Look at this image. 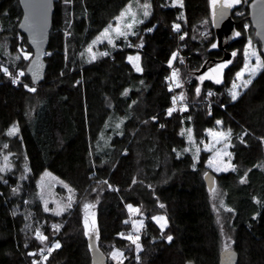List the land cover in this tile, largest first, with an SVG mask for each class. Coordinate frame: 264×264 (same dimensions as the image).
Segmentation results:
<instances>
[{"label":"trees","instance_id":"16d2710c","mask_svg":"<svg viewBox=\"0 0 264 264\" xmlns=\"http://www.w3.org/2000/svg\"><path fill=\"white\" fill-rule=\"evenodd\" d=\"M129 1L55 0L45 79L34 85L25 71L27 62L16 57L18 46L32 51L17 28L19 2L0 0V162L7 155L11 166L0 184V264H35L51 241L60 247L37 264H92L84 223L90 213L106 264H132V242L125 236L131 226L128 205L143 218L141 264H218L226 245L238 252L237 264H264V68L235 101L228 89L241 66L239 55L220 83L198 80L208 61L223 56L212 21L210 38L198 34L210 15L208 0H182L183 7L149 0L151 14L118 42L122 46L89 60L87 46ZM249 1L231 7L240 35L233 34L225 45L230 58L247 39L241 19L254 34ZM215 38L218 47L210 48ZM173 53L178 54L175 70L183 72L177 91L188 103L183 112L169 115ZM137 56L139 61L128 59ZM136 63L142 71L135 70ZM14 77L24 82L13 83ZM217 119L231 131L234 164V170L214 172L226 209H231L224 221L215 216L213 189L202 178L204 156L196 159L186 149L184 134L191 127L199 137ZM14 127L15 134L9 135ZM45 169L75 192L77 203L61 217L42 213L33 199L35 181ZM155 216L166 219L163 229ZM37 223L47 238L43 242L35 238ZM60 224L57 232L53 226ZM115 248L123 256L116 263L110 256Z\"/></svg>","mask_w":264,"mask_h":264},{"label":"rangeland","instance_id":"374dc122","mask_svg":"<svg viewBox=\"0 0 264 264\" xmlns=\"http://www.w3.org/2000/svg\"><path fill=\"white\" fill-rule=\"evenodd\" d=\"M209 1V10H210V15L208 17H204L203 20L200 23V33L206 36V38H210V28H211V21L213 17V12H214V6H216L220 0H217V3L213 5L212 0ZM223 2V0H221ZM242 3V0H241ZM150 5V7L147 9L148 15H144V5ZM170 5H178L175 4V0H169ZM237 4H235L236 6ZM234 6V5H233ZM130 10V11H129ZM152 11V6L149 0H130L125 7L122 9V11L119 13V15L113 20V22L109 23L101 32H99L90 42V44L87 46L86 52H88V48L91 45L92 51L89 53V60L91 59L92 55H95V57L101 56V53H107L108 48H120L122 44H118L120 40H126L130 35H132L135 32L136 27L143 22L150 14ZM243 10H239V12H242ZM121 13H125L123 17H121ZM235 19V18H234ZM213 23V22H212ZM128 25H131V28L128 27ZM111 26V27H110ZM241 31H243L245 34H247V39L245 44L243 45V48L241 49V52L238 53L237 50L232 51L236 53L235 56L231 55V58L229 57L228 59H220L217 61H208L206 63V66L204 70L199 74L198 80L202 81L200 78L204 77L203 80H210L214 83H217L216 81L219 80L220 82L223 80L224 76V71L229 65H233L236 63V59L238 55L241 58V66L236 70L234 73L232 79H231V84L228 89V94L231 97L230 90L232 89V84L235 81L237 84H242L243 80H247L250 77V73L245 71L242 80H237V73L241 72L242 69H244L245 63L247 62L249 64V67H255L257 64V60L255 56H247L245 55V50L248 49L249 46V41H251V49H248L249 51L254 50L257 55L260 57V63L261 67L259 68L258 71H256L254 76H251V81L254 79L257 74L264 68V58L263 55L260 51V43L257 41L253 36H255L253 33L251 34L249 31L248 23H246L244 20L241 19ZM105 29H109L108 34L106 36H102L101 34L104 32ZM196 32V30H195ZM237 32V31H236ZM235 31H232L231 34L233 35L236 33ZM119 33H125V35H120ZM65 35H68L67 32H65ZM95 41V43H93ZM111 41V43L109 42ZM222 41H224L222 39ZM216 43V38L212 43H210L209 47H212V44ZM16 57L17 59H22L25 60L27 63L29 59L32 56V51H28L26 47L24 46H18L16 49ZM25 55H27V59H25ZM95 58V59H96ZM228 61H231V63H228ZM12 62H15V60H12ZM26 63V65H27ZM174 61L172 62L171 65H169V69H172V73L175 70L174 66ZM221 64H227L226 67L223 69L219 68V65ZM178 77H182L183 72L180 69H177ZM7 76L9 74L5 73ZM175 80L176 83L179 82V79ZM14 79H17V81H23L20 78L14 77ZM24 82V81H23ZM219 82V83H220ZM27 86L28 82H27ZM245 88L240 87L237 89V91L241 94L242 91ZM239 94V95H240ZM175 95L177 97L178 103L175 106L171 105L170 108H175V111L177 112H183L185 109V106L188 103V100L185 98L182 92L177 91V86L175 88ZM183 97L180 99V97ZM168 109V110H169ZM217 121H221L217 119L214 123V126L212 127H207L203 130L202 135L199 137H196L192 128L188 127L184 129V134L187 140L186 143V149L192 152L193 156L198 159L199 156H204V166L205 169L211 170L215 173H221L225 172L228 170H231L234 168V164L232 163V153L230 150L231 146V131L229 133V128L223 125L222 121L220 124H217ZM191 137V138H190ZM199 150V151H198ZM7 157V160L5 159ZM211 161V166L209 162ZM10 161L8 160V156L5 155L3 157V160L0 162V169H3V171H0L1 173H5L7 169H11L10 166ZM261 168L264 169V160L261 161ZM217 169H220L217 171ZM226 169V170H225ZM205 170V171H206ZM36 185V192L34 194L33 199H37L40 204H41V212L45 214H49L50 216L54 217H61L65 212L68 210L72 209L74 207V204L77 203L75 192L72 189L70 185H68L65 181L62 179L58 178L55 174H53L50 170L45 169L42 171V173L39 174L35 181ZM67 186V187H66ZM212 190V205L214 209L215 216L221 220L224 221L226 219V206L224 204L223 200V193L221 188L215 183ZM71 190V191H70ZM71 197V199H69ZM69 203L71 204V207H68ZM45 206L47 207L48 211H45ZM129 206V205H128ZM132 206V205H131ZM133 209H138L137 207L132 206ZM128 209V222L131 223L130 230L128 234L125 236L131 235L132 231L135 232L136 236L139 237V231L141 230L143 226V218L140 212H132ZM57 212L60 214L57 215ZM155 217H164V216H155ZM157 221V220H156ZM165 221H160L158 224L161 226ZM85 234L91 239L92 242H95L96 238V226H95V231H90L92 228L93 224H96L95 221V216L94 214L90 213L89 215L86 216L85 218ZM87 225V227H86ZM31 226V224H30ZM29 226V227H30ZM62 224L59 225V228L57 229V232L61 229ZM38 223L37 225L34 226V234L35 238L38 239L39 241L43 242L42 239H40L37 236V233L39 232L42 235V232L38 228ZM43 236V235H42ZM56 236V234H54ZM136 237V238H137ZM131 247L133 249V253L137 252L139 253V262L137 264H141V253H140V246L139 249L137 248V244H139L138 240H136V243H131ZM55 245L54 241L47 242L44 247L41 249L43 251L45 248L48 249V253L50 252L49 249H52L53 246ZM40 251V252H41ZM118 251V253L122 254V252L118 249L115 248L110 256L114 260V262H120L123 259V256L120 255L118 258L114 259L112 257V253ZM39 252V253H40ZM41 255V254H40ZM48 255H41L40 259L38 262L35 261V264L44 261L45 257L47 258ZM134 255L132 257L131 263L135 264L134 261Z\"/></svg>","mask_w":264,"mask_h":264},{"label":"water","instance_id":"95a60500","mask_svg":"<svg viewBox=\"0 0 264 264\" xmlns=\"http://www.w3.org/2000/svg\"><path fill=\"white\" fill-rule=\"evenodd\" d=\"M55 0H18L21 8V17L17 28L25 34L28 44L32 50V56L29 59L25 71L34 85L41 84L45 79L47 62L45 59L46 50L49 42L50 31L52 27V18L54 12ZM223 2L214 6L212 17L213 27L217 37L218 45L221 46L222 39L226 45L229 44L234 31V20L231 16V8H223ZM248 19L254 29V34L260 43V51L264 58V0H250L248 3ZM225 44L221 46L223 56L220 59H228L230 52L225 49ZM219 59V60H220ZM205 66L200 69V73ZM203 181L209 190L215 185V174L211 170L203 173ZM5 177L0 172V184ZM89 244L92 254V264H106L105 257L97 248L95 242L89 238ZM238 252L231 247L223 248L219 253L218 264H237ZM184 264H195L191 260H186Z\"/></svg>","mask_w":264,"mask_h":264},{"label":"snow or ice","instance_id":"6c2138e0","mask_svg":"<svg viewBox=\"0 0 264 264\" xmlns=\"http://www.w3.org/2000/svg\"><path fill=\"white\" fill-rule=\"evenodd\" d=\"M66 2H67V0H66ZM212 2H213V5H215V4L217 3V0H212ZM240 3H241V0H223V5H222V10H221V15H223V8H231V7H233V5H235V4H240ZM175 4H178L180 7H183L182 0H175ZM143 7H144V9H145V11H144V15L147 16V15L149 14L148 11H147V9L150 7V5L145 4ZM129 11H130V10H129ZM124 15H125V13H121V17H123ZM110 27H111V26H110ZM128 27L131 28V25H128ZM179 28H180V25H178V24H177V25H174V29H175V30L179 31ZM108 31H109V29H105L104 32H103L101 35H102V36H106V35L108 34ZM119 34H120V35H125V33H119ZM234 35H235V36H239L240 33H239V32H236V33H234ZM180 39L183 40V39H184V36H181ZM109 42L111 43V41H109ZM93 43H95V41H94ZM216 47H218V45H217L216 43H213V44H212V48H216ZM248 49H251V41H249ZM248 49L245 50V55H246V57H247V56H255V57H256V60H257V64H256L255 67H251V68H250V67H249V64L246 62V63H245V66H244V69H242L241 72L237 73V80H242L245 71H247V72L250 73V77H249V79H247V80H243V81H242V84H237L235 81L233 82V84H232V89L230 90V93H231V99H232L233 101H235V100L237 99V97L239 96V94H240V93L237 91V89L240 88V87L247 88L248 85L251 83V76H254L255 73H256V71H258L259 68L261 67L260 57L257 55V53H256L254 50L249 51ZM87 51H88L89 53H91V51H92V47H91V45L89 46V48H88ZM100 55H107V53H101ZM177 55H178L177 53H173V54H172V58H171L170 61H169V65H171L172 62H173L174 60L177 59ZM232 55L235 56L236 53L233 52ZM24 58L27 59V58H28L27 55H25ZM95 58H96L95 55H92V56H91V59L94 60ZM128 59H129V61H139V57H138V56H137V57H129ZM228 63H231V61H228ZM226 66H227V64H221V65H219V68H220V69H223V68L226 67ZM134 67H135V70H136L137 72L142 71V69L140 68V66H139L138 63L134 64ZM3 71L7 72V69H3ZM19 75L22 76V75H24V73L21 72V73H19ZM177 77H178V71L174 70L173 73H172V76L169 77V79H171V80H176ZM200 79L203 80L204 77H201ZM16 82H17V80L14 79V80H13V83H16ZM216 82L219 83L220 81L217 80ZM176 86H177V87L180 86L178 82H177ZM26 87H27V86H26ZM29 91L35 92L36 89H35V88H29ZM196 91H197V93H199L200 89L197 88ZM124 94H125V95L127 94V90H125V93H124ZM209 94L211 95V93H209ZM182 98H183V97L181 96L180 99H182ZM176 99H177V98H175V97L173 98V104H175ZM173 111H175V108H170V109L168 110V114L171 115V113H172ZM153 119H155V118H153ZM216 123H217V124H220L221 121H217ZM15 132H16V128L14 127L13 129H11V130L9 131V135H14ZM228 134H230V130H229V133H228ZM190 138H191V137H190ZM5 147H6V146H5ZM198 151H199V150H198ZM5 159L7 160V157H5ZM209 164H210V166H211V161L209 162ZM219 170H220V169H217V171H219ZM225 170H226V169H225ZM233 170H234V168H233ZM0 171H3V169H0ZM246 175H247V174H245V176H246ZM244 182H245V180H244V178H242V179H241V183H244ZM105 183H107V182L105 181ZM133 183H135V181H133ZM66 187H67V186H66ZM109 187H111V185H109ZM14 191H15V189H14ZM70 191H71V190H70ZM213 191H215V189H213ZM69 199H71V197H69ZM160 206H161V207H164V205H160ZM68 207H71V204H70V203H69ZM128 208H129V210L132 211V212H138V211H139V209H133L131 205H129ZM226 210H227V211H231V209H226ZM45 211H48V209H47L46 206H45ZM59 214H60V213L57 212V215H59ZM154 219L157 220V222H160V221H162V220L165 221L163 224H161V228H162V229L166 226V219H165L164 217H154ZM53 227L58 229V228H59V225H54ZM86 227H87V225H86ZM90 231H95V225H94V224H93L92 228L90 229ZM121 235H123V234H121ZM37 236H38L40 239H42V240H43V239H47L46 237H43L39 232L37 233ZM127 238L130 239V240H132V236H131V235H129ZM138 239H139V237L136 238V240H138ZM167 239H168V241H171V240L173 239V237H172V236H168ZM136 240H132V242H133V243H136ZM58 247H60L59 243H57V244H55V245L53 246V248H58ZM137 248L139 249V244H137ZM226 248H227V245H226ZM51 250H52V249H49V251H51ZM120 255H122V254L118 253V251L112 253V257H113L114 259L118 258ZM45 259H46V257H45Z\"/></svg>","mask_w":264,"mask_h":264},{"label":"built area","instance_id":"2783aa9c","mask_svg":"<svg viewBox=\"0 0 264 264\" xmlns=\"http://www.w3.org/2000/svg\"><path fill=\"white\" fill-rule=\"evenodd\" d=\"M170 70H171V69H170ZM171 76H172V73H171V74L169 73V76H168V83H169L170 88H171L172 91H173V98H174V97L177 98L176 95H175V88H176V84H177V83H176L175 80H171V79H169V77H171ZM16 80H17V79H16ZM25 83L27 84V82H25ZM29 84H30V83H29ZM29 84H28V85H29ZM176 104H179L177 99H176L175 104H173V102H172V105H173V106H175ZM179 107H180V104H179ZM168 109H169V108H168ZM168 109H167V110H168ZM131 236H132V240H136V237H137V236H136L135 232L132 231ZM132 240H131V242H132ZM40 254L43 255V256H44V255H45V256L48 255V254H49V253H48V249L45 248L43 251H41V252L39 253V256L35 258V261H36V262L39 261V259H40V257H41ZM139 257H140L139 253L135 252V253H134V258H133L134 261H135V264H137V263L139 262Z\"/></svg>","mask_w":264,"mask_h":264},{"label":"flooded vegetation","instance_id":"af4514ba","mask_svg":"<svg viewBox=\"0 0 264 264\" xmlns=\"http://www.w3.org/2000/svg\"><path fill=\"white\" fill-rule=\"evenodd\" d=\"M224 42H225V41H222V42H221V46H223V45L225 44ZM225 45H226V44H225Z\"/></svg>","mask_w":264,"mask_h":264}]
</instances>
